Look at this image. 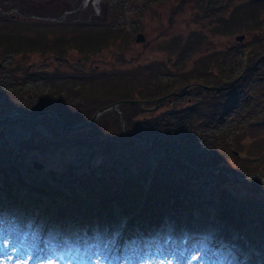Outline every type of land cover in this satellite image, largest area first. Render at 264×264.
Returning <instances> with one entry per match:
<instances>
[{
	"label": "rangeland",
	"instance_id": "1",
	"mask_svg": "<svg viewBox=\"0 0 264 264\" xmlns=\"http://www.w3.org/2000/svg\"><path fill=\"white\" fill-rule=\"evenodd\" d=\"M251 1L0 0V20L12 15L24 17L18 22H0L3 25L1 35H14L20 43L15 52L5 47L0 49V65L3 66L0 67V118H8L5 123H0V178L1 174L7 173L11 186L22 184L12 186L20 190L18 201L2 186L0 199L11 201L10 207H17L14 203L28 196L29 192L41 196L25 200L32 206L25 213L29 218L28 228L33 227V221H39L47 229L48 238L58 242L62 248L57 256L55 253L46 255V264L50 261L52 264L175 263L176 251L173 248L165 253L159 248L156 253V248L144 250L138 246V252H133L127 245L129 249L122 253L123 247L119 249L120 242L117 241L128 240L136 233L131 231L132 224L125 215L122 214L117 225L112 219L97 216L102 226L96 225L97 232L91 234L85 230L80 215L86 210V197L93 195L91 190L94 188V196L97 197L104 191L102 187L95 191L102 181L104 185L109 183L122 187L133 179L136 189H130L140 193L135 204L137 201L141 204V194L153 180L159 165L157 155L161 157L166 152L161 147H150L148 152L149 143L144 140L131 143L129 129L134 125L144 129L147 123L142 125L139 121L147 122L151 118L148 114L160 109L169 115L174 110L182 112L186 109L184 113L200 110L197 114L208 116V112L218 105L214 112L221 115L210 112V122L217 125L211 124L203 129L204 118L184 119L192 128L206 130L207 143L193 149L199 158L195 163L200 165H186L183 170L188 169L190 176L200 179V193L210 196L209 199L204 198L209 203L217 200L220 194L227 203L243 201L248 207L264 209V0L261 7L247 13L245 18L239 16L235 23L216 24V18L224 16L225 21H230L236 8ZM216 9L221 12L215 13ZM34 14H49L51 19L63 16L80 20L55 24L54 19L51 22L41 19L42 22L34 18ZM257 24L260 27H256ZM139 33L144 35L145 42L136 41ZM111 34L114 40L102 47L94 42L87 46L79 44L95 37V41L106 40ZM240 35H245L243 41L236 39ZM50 37L62 42L64 49L47 52L45 49ZM31 41L34 42V47L28 46L31 50L21 49L24 42ZM186 50L190 51L186 53ZM47 62L68 71L76 68L73 71H77L75 77L56 80L55 76L47 73ZM86 64L88 68H84ZM246 69L235 83L233 94L228 95L226 89L218 92L204 87L226 81L228 77L231 80ZM31 72L38 76L26 78ZM229 73L235 75L230 76ZM191 85L182 96L168 99L157 110L142 111L139 106L123 104L98 116L92 125L76 131L61 130L50 115L29 118L13 113V110H20L31 115L50 109L61 118L64 115L67 119L72 118L73 122L62 120L75 125L90 121L98 110L117 101L154 99ZM224 98L227 99L222 104ZM153 105L151 103L147 107ZM68 106L71 113L62 115ZM164 117L168 120L164 122L161 135L170 137L168 130L175 127L171 117ZM172 118L178 123V118L173 115ZM123 150H126L125 155ZM217 156L219 160L214 161ZM35 163L42 168L36 167ZM183 175L184 172H178L179 177ZM60 193L66 195L64 199H59ZM68 200L76 201L71 204L77 208L66 205L71 208L72 216L63 215L52 224L57 207L70 203ZM38 201L41 204L36 205ZM33 203L36 207L40 205L41 209L40 206L34 209ZM44 204L48 205L47 209ZM238 214L244 221L253 216L249 211ZM258 216L264 220V211ZM226 221L222 222L218 215L207 220L188 215L182 221H171L165 230L171 225L186 228V233L179 239H170L177 240L181 246L184 238L189 242L192 240L187 237L189 227L204 237L216 231L221 234L214 237L218 241L194 246L192 258L196 264H264V255L253 254L251 240L233 232L232 222ZM253 225H260V219L255 218ZM102 227L107 228L103 234L106 237L101 246H96L101 235L98 228ZM137 233L141 240L139 244L149 240L148 236ZM77 234L82 236V240L87 237L89 242H73ZM25 238H16L13 243L9 241L5 249H0V264H19L28 247ZM167 240L166 236L162 238L160 245L164 246ZM261 240L264 242V237ZM76 246L81 247L73 254L71 250ZM42 263V260L37 261V264Z\"/></svg>",
	"mask_w": 264,
	"mask_h": 264
},
{
	"label": "trees",
	"instance_id": "2",
	"mask_svg": "<svg viewBox=\"0 0 264 264\" xmlns=\"http://www.w3.org/2000/svg\"><path fill=\"white\" fill-rule=\"evenodd\" d=\"M229 1L235 2V0H229ZM260 5L261 4L259 0H252L246 6H240V8H236L234 10V14L232 15L230 21H225L226 17L224 16V18L223 17L216 18L217 19L216 24L218 26H222L224 23L227 22L235 23L236 19L239 16H243L245 18L247 16V13L249 14L252 13V11L255 10ZM219 11L220 9H216L215 13L216 12L219 13ZM1 20H0L1 24H8L7 21H10V23L13 22V20L9 18H4ZM1 24H0V29L1 26H3ZM256 27H260V24H257ZM111 38H113V34L107 36L106 40L95 41L96 39L95 37L94 40L93 38L82 40L81 43L79 44L82 46H87L89 43L94 42L100 44L99 47H102L106 44H110L114 40ZM48 42L49 45L45 49L47 52L64 49L62 42L60 41L50 40ZM19 44L20 43H18L15 40L14 35H10V34L1 35L0 33V49H3L5 47V49L11 50V52H15L17 51L16 48H18ZM28 46L34 47V42L33 41L24 42L23 47L21 46V49L25 48V50L27 51L31 50V48H29ZM189 51L190 50H186V53ZM71 70L74 71L76 70V68H73ZM73 71H68L67 77L63 79L65 80L72 79L74 77L73 73H75ZM229 74L230 76L235 75L234 73H229ZM33 76H38V75H34L33 72H31L30 75H28L26 78ZM220 83L221 82H217L215 85H218ZM233 93L234 91L232 90L228 93V95ZM226 99L227 98L222 99L221 103L224 104L226 102ZM123 106L137 107L133 105H123ZM216 106L218 107V105ZM216 106L214 107V109H211L210 112L221 115V113L219 112H214L215 110L218 109ZM70 108H71L70 106L65 107L61 114L64 115L71 113ZM183 110L184 111L182 112L180 110L178 111L174 110V112H172V114L170 115L167 112H163L162 109L151 112L150 114H148L151 118H148L147 122L142 123V121L141 122L139 121V123H141L142 125L144 123H147L144 129L137 128L138 125L137 127H135L134 125L132 129H129L130 130L129 132H131V136H129L128 139H130L131 143L135 144L141 140L147 141L149 143L148 146L149 148L147 149L148 152L150 151V147L152 148L161 147L166 152V155L161 157L157 155V161L159 165L157 167V171L153 177V180L152 179H151L152 181L150 180L151 182L148 184L147 189L141 194V200H140L141 204L138 203V201L135 204V201L138 200V198L140 197V193L130 189V187L135 188L133 179L130 181L129 184H125V186L122 187H116L109 183L107 185H104V181L99 179V181H102V184L100 187L99 185H97L95 191L97 190L98 192V190H100L101 187L102 189H104V191L102 192V194H98L99 197H97V195L94 196V188L92 187L93 189L91 190V192L93 193V195L90 194L92 196L86 197V202H87L86 210L80 213L82 218L81 222L84 228L86 230L93 231L96 229V225H98V227L102 226V223L97 218V216L99 217L101 216L102 219L104 218L109 219L110 221L112 219V222L116 223V225L119 224L120 222L119 219L122 216V214L125 215L130 221L131 219H133V215L134 214L136 215L137 212L141 209L143 204L144 205L140 213H138L134 218L135 221H134L133 230L151 236L152 235L154 236L155 233L164 229L165 226L168 225L172 220L183 219L188 215H192L194 218H202V219H205V216L210 217L211 215H218V217L222 221H226V219H229L232 222L233 225L231 228L233 232L240 233L242 236H245L247 239L251 240V244L253 245L254 255L258 253L260 255L261 254L264 255V242H262V240L259 241L260 239H262V237H264V220H262V218L258 216V214L264 211V209L262 210V207L260 206L257 208L248 207L247 204L243 201H239L237 204L227 203L224 197L221 196L220 194L218 195L217 200H215L214 202L212 200V202L209 203L208 201H205L204 198L207 197L209 199L210 196L200 193V190L202 188L199 182L200 179L197 176H190V174L186 171L188 169L183 170L185 169L186 165L189 166L200 165L195 163L197 161L198 156L195 153L196 151H193V149L200 147L201 145H206L207 143L205 136L206 130L204 131L201 130L200 128L199 129L192 128V126L189 125V121L184 119L185 118L192 119L196 116H199L198 118H204L205 123L202 124L203 129H206L211 124L217 125V123L210 122L212 119L210 112H208V116H207L204 113L197 114L198 111L200 110H195L194 112L187 110L186 113H184L186 109ZM172 115L178 118V123L174 122L175 120L172 118ZM164 116H168V118L171 117L170 119L173 122V126L175 127L168 130L169 131L168 135L170 137L161 135L162 133L161 129L164 127V122L168 120ZM209 116L211 117L209 118ZM62 119L66 120L67 115H64ZM70 119L72 118L68 117L67 120L73 122ZM155 121H157L159 124H156ZM186 131H189V133L187 134ZM123 151L124 152L122 153L125 155L126 150ZM220 153L218 152V154ZM212 155H213L212 157H214L215 153ZM131 159H134V157H131ZM218 160L219 157L217 156L214 159V161H218ZM213 165L218 166L217 164L214 163ZM10 166H13V164H10ZM178 172L179 173L184 172L183 177H179ZM6 174L7 173L1 174L2 178H0V186H2L4 189L9 191V193L12 194L13 198L17 200L16 198H18V196L20 195V190L19 191L15 190L12 188V186L13 185L21 186L22 184L20 183L12 184L11 186L10 180L6 178L7 176ZM128 181L129 180H127V182ZM3 183H5L7 187L3 186L4 185ZM95 184H97V181H95ZM61 193L59 199H64L66 195L64 194L62 195ZM39 196L40 195H36L35 193L29 192L28 196L19 198V202L16 204L17 206L20 205L21 207H23V204L26 202L25 200H28L29 198L30 200L31 199L35 200ZM68 201H70V203L67 202L66 204H60L57 207V212L54 216H52L51 219L52 224H54L53 222H55V220L58 217H63V215H66L68 217L72 216L73 213H71V208H77V207L75 206V204H71V203H74L76 201L75 200H68ZM37 204H41V201H38L36 205ZM67 204H71L69 206L72 205L73 206L71 208L69 206L66 207ZM234 204L236 206H234ZM36 205H34L35 206L34 209L37 210V208L40 205L37 207ZM20 206L19 208L23 211H28L27 209L31 207L28 203H26V206L23 207L24 209H22ZM44 207L47 209L48 205L44 204ZM98 208L102 210L98 211ZM244 211L245 212L249 211L253 215L248 220L245 219L246 221H249L248 223L244 221L242 216H239L238 214V213L244 214ZM45 217H47V215ZM255 218L260 219V225L257 226L253 225ZM66 219L67 218H65V222ZM250 219L252 220V222H250L251 221ZM252 239H255V241H252ZM259 243L262 244L260 245Z\"/></svg>",
	"mask_w": 264,
	"mask_h": 264
},
{
	"label": "bare ground",
	"instance_id": "3",
	"mask_svg": "<svg viewBox=\"0 0 264 264\" xmlns=\"http://www.w3.org/2000/svg\"><path fill=\"white\" fill-rule=\"evenodd\" d=\"M1 191V190H0ZM6 191V190H5ZM7 192V191H6ZM8 194V193H7ZM9 196V195H8ZM23 198V197H22ZM3 199H0V249L3 250L6 247V244L11 241L14 242L16 238H24L26 237V243L28 242V247L23 253L22 260L19 261V264H37L38 260H42V264L47 263V258H44L46 255L50 253H55L57 256L61 251V247L59 246L58 242L54 241L52 238H48L47 229L42 227L40 222L33 221L32 228H28L29 218L26 211H21L19 207H10L11 201L3 200L4 204L2 203ZM28 203L30 206L31 204L26 201L25 204ZM2 204V205H1ZM7 204V205H6ZM13 204V203H12ZM16 205V203H14ZM32 207V206H31ZM7 216V217H6ZM32 218V216H31ZM182 221V220H180ZM193 232H195L193 234ZM189 236L192 238L191 242L184 244L183 246L179 245L176 241H171L167 244L160 245V249L162 253L169 252L170 248H173L175 254V263L174 264H196L195 258H192L195 250L196 244H201L209 241H218L217 238L220 237L221 234L216 232H212L209 237L205 241H199L194 237L199 233L195 231L194 228H188ZM78 240H82L81 238H76L73 242H77ZM82 242L86 243V240H82ZM138 240H134L135 248L132 249L133 252H138ZM102 239L98 240L96 246H101ZM122 243L127 245L129 244V239H123ZM203 244L201 246H204ZM81 246H76L73 250V254H75L78 248ZM35 250V252L33 251ZM132 253V251H131Z\"/></svg>",
	"mask_w": 264,
	"mask_h": 264
},
{
	"label": "water",
	"instance_id": "4",
	"mask_svg": "<svg viewBox=\"0 0 264 264\" xmlns=\"http://www.w3.org/2000/svg\"><path fill=\"white\" fill-rule=\"evenodd\" d=\"M245 38V35H240V36H237L236 39L238 41H243V39ZM136 41L137 42H145V37L143 34L139 33L137 35V38H136ZM248 69H246L240 76L232 79V80H229V81H225L223 82L222 84L218 85V86H204L206 88H209V89H216V90H222V89H226V88H229L231 86H233L235 83H237L241 78L242 76L246 73ZM193 85L191 86H186L182 89H180V91H174V92H171L167 95H164V96H161V97H158V98H155L153 100H147V99H129V100H121V101H117L115 103H112L108 106H105L103 108H101L100 110H98L95 115L91 118L90 121L88 122H85V123H78V124H71V123H64L62 121V119L60 118V116L53 110H42L40 111L39 113H36V114H26L22 111H16V113H20V114H23L25 117H30V118H38V117H41V116H44V115H50L52 116L58 127L61 129V130H64V131H76L77 129L83 127V126H87V125H92L98 116H100L101 114L105 113L106 111L110 110V109H117L118 106L120 105H123V104H130V105H134V106H139L140 109L142 111H153V110H157L160 105L162 103H164V101H166L167 99H171L175 96H182L185 91L192 87ZM153 103L154 105L153 106H150V107H147V104H151ZM8 118H0V123H5L7 121ZM35 166L36 167H41L42 168V165L38 164V163H35Z\"/></svg>",
	"mask_w": 264,
	"mask_h": 264
},
{
	"label": "flooded vegetation",
	"instance_id": "5",
	"mask_svg": "<svg viewBox=\"0 0 264 264\" xmlns=\"http://www.w3.org/2000/svg\"><path fill=\"white\" fill-rule=\"evenodd\" d=\"M33 17L34 18H37V19H43V20H45V22H51L53 19V22L55 23V24H58V23H61V22H68V23H72V22H78L77 20H74V19H79L80 20V18H74V17H71V18H66V17H63V16H61V19H56V18H53V19H51L52 17L49 15V14H43V15H40V14H38V15H33ZM91 17V16H90ZM22 18H24V17H22V16H16V17H13V19L14 20H16V21H22ZM91 19H94V18H91ZM42 21V20H41ZM42 22H44V21H42ZM52 38L50 37V39L48 40V41H50ZM60 59V58H59ZM58 59V60H59ZM51 63L53 62L52 60H49ZM45 66L47 67V73L49 74V76L50 75H52V76H55V79L56 80H62L64 77H66L67 76V74H68V70L67 69H61V68H59L58 67V65H54V66H51L50 64H49V62H47L46 64H45ZM0 67H3L2 66V64L0 65ZM89 67V65H85V67L84 68H88ZM5 68V67H4ZM78 71H80V70H78ZM46 73V72H45ZM75 74H76V72H75ZM225 80H228V78H225ZM236 86H237V84H236ZM236 86H233V91H235L236 89ZM232 89H230V90H232Z\"/></svg>",
	"mask_w": 264,
	"mask_h": 264
},
{
	"label": "snow or ice",
	"instance_id": "6",
	"mask_svg": "<svg viewBox=\"0 0 264 264\" xmlns=\"http://www.w3.org/2000/svg\"><path fill=\"white\" fill-rule=\"evenodd\" d=\"M49 264H52V262L50 261Z\"/></svg>",
	"mask_w": 264,
	"mask_h": 264
}]
</instances>
